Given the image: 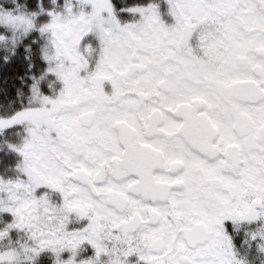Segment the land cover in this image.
<instances>
[{
    "label": "snow or ice",
    "instance_id": "6c2138e0",
    "mask_svg": "<svg viewBox=\"0 0 264 264\" xmlns=\"http://www.w3.org/2000/svg\"><path fill=\"white\" fill-rule=\"evenodd\" d=\"M0 264H264V0H0Z\"/></svg>",
    "mask_w": 264,
    "mask_h": 264
}]
</instances>
